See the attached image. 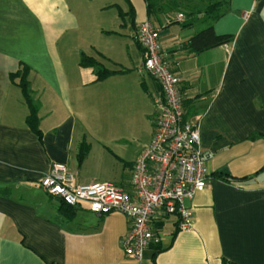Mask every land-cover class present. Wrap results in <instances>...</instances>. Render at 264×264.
Returning a JSON list of instances; mask_svg holds the SVG:
<instances>
[{"label": "crops", "instance_id": "obj_1", "mask_svg": "<svg viewBox=\"0 0 264 264\" xmlns=\"http://www.w3.org/2000/svg\"><path fill=\"white\" fill-rule=\"evenodd\" d=\"M83 1L0 0V264H264V0H227L224 15L209 23L232 42L201 54L192 53L189 44L207 26L205 20L184 28L181 12L152 19L146 0H130L134 11L123 21L127 27L129 20L131 42L125 45L143 95L153 101L160 89L140 72L144 52L137 27L151 20L181 79L185 119H199L202 148L214 154L206 189L187 202L194 228L181 230L177 216L159 213L154 232L160 243L141 260L123 248L132 229L125 215L99 216L86 206L66 213L59 209L61 200L41 186L58 164L79 185L113 183L132 191L138 156L127 163L129 173H117L111 182L102 165L105 145L95 155L91 120L99 102L123 100L122 78L132 71L107 55V46L91 44L100 66L80 65L82 54L91 56L80 45L87 23ZM107 61L121 67L111 70L125 72L97 81ZM22 65L30 69L41 137L28 126L29 108L11 80ZM223 172L235 181L221 178Z\"/></svg>", "mask_w": 264, "mask_h": 264}, {"label": "built area", "instance_id": "obj_2", "mask_svg": "<svg viewBox=\"0 0 264 264\" xmlns=\"http://www.w3.org/2000/svg\"><path fill=\"white\" fill-rule=\"evenodd\" d=\"M183 17L178 15L179 19ZM136 38L144 52L140 72L157 81L160 89L153 96L159 112L155 133L133 166L132 191L113 183L79 185L75 175L58 164L43 178L41 186L69 206H86L99 216L125 215L132 229L123 240V248L129 256L141 260L148 248L160 243L154 232V219L159 213L177 216L181 230L194 228L195 215L187 202L206 189L214 154L202 148L199 119H185L181 79L164 54L161 29L145 20L138 25Z\"/></svg>", "mask_w": 264, "mask_h": 264}, {"label": "rangeland", "instance_id": "obj_3", "mask_svg": "<svg viewBox=\"0 0 264 264\" xmlns=\"http://www.w3.org/2000/svg\"><path fill=\"white\" fill-rule=\"evenodd\" d=\"M121 10L129 11L126 0H84L82 6V18H86L87 23L82 26L81 47L89 55L98 59L94 52H90V44L103 49L107 46V55L115 61H122L124 67L132 71L127 77L122 78L125 81L123 100H118L117 97L107 99L96 104V109L91 112V120L94 123L95 151H97L95 155L100 156L97 148L100 147L102 150L105 145L102 165L105 175L111 177L110 181L117 173L124 171L129 173L127 163L135 160L146 146L145 144L150 141L159 114L156 105L143 95L139 87L138 82H141L142 78L131 63L125 45L127 40L131 42L127 28L130 24L127 20V27H125V22L120 15ZM157 16L158 12H155L151 18L155 19ZM118 68L121 69L108 61L101 66V69L109 70ZM142 115H147L150 119ZM101 135H103L102 138ZM99 169L94 167L92 171H99Z\"/></svg>", "mask_w": 264, "mask_h": 264}, {"label": "trees", "instance_id": "obj_4", "mask_svg": "<svg viewBox=\"0 0 264 264\" xmlns=\"http://www.w3.org/2000/svg\"><path fill=\"white\" fill-rule=\"evenodd\" d=\"M129 5V11L125 14L121 10L120 15L124 19V16H130L134 11L130 0H126ZM147 11L151 17L153 13L158 12H181L186 18L182 22L184 28L192 27L197 22L204 24L202 20H205L207 26L198 31L190 40L189 49L192 53L201 54L211 49L228 45L232 42V36L230 35H218L215 32L213 24L209 23L221 18L226 7L229 5L227 0H146ZM180 15V14H179ZM188 18V19H187ZM80 65L84 68H93L100 66V62L91 56L82 54ZM125 72V70H109L99 68L96 76L97 81H103L113 75ZM30 69L26 65H22L18 72L11 75L12 82H15L22 90L25 102L29 108V115L27 117L28 126L41 137L42 132L40 131L39 124V110L34 103L31 91V84L29 81ZM219 176L227 181H235L230 174L219 173ZM244 180L250 179L248 177L243 178ZM59 209L62 211L71 212L75 211L76 207L69 206L63 201L60 202Z\"/></svg>", "mask_w": 264, "mask_h": 264}]
</instances>
